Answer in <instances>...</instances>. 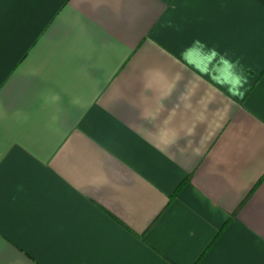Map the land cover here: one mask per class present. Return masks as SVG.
<instances>
[{"label":"crops","instance_id":"0c3cea01","mask_svg":"<svg viewBox=\"0 0 264 264\" xmlns=\"http://www.w3.org/2000/svg\"><path fill=\"white\" fill-rule=\"evenodd\" d=\"M0 264H264V0H0Z\"/></svg>","mask_w":264,"mask_h":264},{"label":"clouds","instance_id":"9594fccd","mask_svg":"<svg viewBox=\"0 0 264 264\" xmlns=\"http://www.w3.org/2000/svg\"><path fill=\"white\" fill-rule=\"evenodd\" d=\"M172 27L171 24L168 25ZM182 58L185 62L184 71L195 69L202 78L207 76L214 84L225 89L227 93L232 97L242 98L245 92V85L247 84V77L244 74L243 67L240 65V60L235 61L228 58V54L224 53L221 55L215 49H206L205 45L200 41H196L194 46L186 50L182 54ZM184 79L183 72H178L170 81V87L165 96L162 97L159 109L164 110V100L171 98L180 82ZM191 96L192 93L189 91L188 83H185L184 88L179 91L176 96V100L173 102L172 108L168 110L169 116L165 118L164 123H170L171 119L176 115L177 110L183 106L185 109H191ZM61 101L59 93H51L44 98V103L47 105H56ZM74 105L81 103L80 99L74 97L71 101ZM155 118V117H154ZM51 123L55 124L58 120L56 114H52L50 117ZM195 134V125L188 127L185 131L186 136H193ZM179 132L174 134L171 143H176L180 139ZM19 190H22L20 186Z\"/></svg>","mask_w":264,"mask_h":264}]
</instances>
